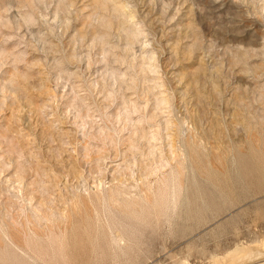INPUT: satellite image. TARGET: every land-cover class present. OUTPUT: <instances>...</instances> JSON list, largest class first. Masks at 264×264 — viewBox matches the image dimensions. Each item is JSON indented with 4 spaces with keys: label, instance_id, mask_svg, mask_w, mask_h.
<instances>
[{
    "label": "rangeland",
    "instance_id": "rangeland-1",
    "mask_svg": "<svg viewBox=\"0 0 264 264\" xmlns=\"http://www.w3.org/2000/svg\"><path fill=\"white\" fill-rule=\"evenodd\" d=\"M263 250L264 0H0V264Z\"/></svg>",
    "mask_w": 264,
    "mask_h": 264
},
{
    "label": "bare ground",
    "instance_id": "bare-ground-1",
    "mask_svg": "<svg viewBox=\"0 0 264 264\" xmlns=\"http://www.w3.org/2000/svg\"><path fill=\"white\" fill-rule=\"evenodd\" d=\"M148 174H149V173H148ZM144 175H145V174H144ZM146 175H147V174H146ZM171 187H172V186H171ZM114 188H115V187H114ZM115 189H116V188H115ZM172 189H173V188H172ZM117 190H118V189H116V191H117ZM112 191H114V190H112ZM120 191H121V190H120ZM118 192H119V191H118ZM118 192H117V193H118ZM123 192H124V191H123ZM123 192H122V193H123ZM114 193H115V192H114ZM172 193H174L173 190H172ZM102 194L104 195L105 193H102ZM105 195H106V194H105ZM116 195H117V194H115V196H116ZM101 196H102V195H101ZM115 196H114V197H115ZM110 197L112 198L111 200L114 201V198H113L112 196H110ZM116 197H117V196H116ZM99 198H100V197H99ZM103 198H104V197H103ZM105 198H106V197H105ZM116 199H118V198H116ZM121 199H122V201H124V200H123V197H122ZM100 200H101V198H100ZM104 200H105V199H104ZM104 200L102 199L101 202H104ZM106 200H107V199H106ZM144 200H145V199H144ZM116 202H117V201H116ZM128 202H129V201H128ZM146 202H147V201H145V203H146ZM105 203H107V202H105ZM113 203H114V202H113ZM129 203H131V202H129ZM101 204L103 205V203H101ZM102 205H101V206H102ZM106 205H108L107 207H109V204H108V203H107ZM104 206H105V205H104ZM105 207H106V206H105ZM110 208H111V206H110ZM94 209H95V208H94ZM103 209H104V208H103ZM130 210H131V209H130ZM142 212H143V211H142ZM142 212H141V213H142ZM130 214H131V213H130ZM142 215H143V214H142ZM96 216H97V214H96ZM98 217H99V216H98ZM86 219H88V218H86ZM85 221H86V220H85ZM107 223H108V222H107ZM106 225H107V224H106ZM107 226H108V225H107ZM88 227H89V225H88ZM109 231H110V230H109ZM97 233H98V232H97ZM111 233H112V235H113V231H112ZM119 233H120V232H117V233H115L114 236H113V241L116 242V243H118V244H119V242H121L122 240H124V236H123L122 234H119ZM94 235H95V234H94ZM97 237H98V236H97ZM95 239H98V238H95ZM125 239H126V237H125ZM93 240H94V239H93ZM110 240H111V239H110ZM89 241H90V240H89ZM94 241H95V240H94ZM96 241H97V240H96ZM96 241L94 242V243H95V244H94V243L92 242V240H91V242H92L95 246L98 245V243H97V245H96ZM97 242H98V241H97ZM74 243H75V240H74ZM95 246H94V247H95ZM116 246H117V244H116ZM92 247H93V246H92ZM117 247H118V246H117ZM121 248H122V247H121ZM246 248H247V247H245V251H246ZM247 249H249V248H247ZM89 250H90V248H89ZM93 251H94V250H93ZM247 252H250V250L247 251ZM258 252H259V251H258ZM261 252H262V251H261ZM263 252H264V250H263ZM227 254H228V253H227ZM240 254H241V253H240ZM243 254H244V253H243ZM243 254H242V255H243ZM250 255H251V254H250ZM259 255L264 256V254H259ZM259 255H258V256H259ZM227 256H229V255H227ZM227 256H225V257L227 258ZM238 256H239V255H238ZM248 256H249V254H246V253H245V254L243 255L242 258H241V255H240L239 257H240L241 259H243V261H244V259H246V258L248 259V258L250 257V256H249V257H248ZM251 257H252V259H254V258H253L254 255H252ZM256 257H257V255L255 256V258H256ZM237 258H238V257H237ZM240 258H239V259H240ZM235 259H236V258H235ZM216 260H217V259H216ZM226 260H227V259H226ZM226 260H225V261H226ZM237 260H238V259H237ZM237 260H236V262H238ZM221 261H222V260H221ZM258 261H260V262H258ZM216 262H217V261H216ZM232 262H234V261H232ZM241 262H242V261H241ZM262 262H264V258H263V259H260V260H257L256 263H254V262H252V261H251V262L248 261V262H246V264H264V263H262ZM224 263H225V262H224ZM224 263H223V264H224ZM218 264H219V263H218ZM220 264H221V263H220ZM236 264H237V263H236ZM242 264H243V263H242Z\"/></svg>",
    "mask_w": 264,
    "mask_h": 264
},
{
    "label": "water",
    "instance_id": "water-1",
    "mask_svg": "<svg viewBox=\"0 0 264 264\" xmlns=\"http://www.w3.org/2000/svg\"><path fill=\"white\" fill-rule=\"evenodd\" d=\"M211 189H213V188L211 187Z\"/></svg>",
    "mask_w": 264,
    "mask_h": 264
}]
</instances>
